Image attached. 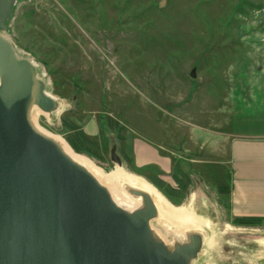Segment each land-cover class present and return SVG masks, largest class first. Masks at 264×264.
Returning <instances> with one entry per match:
<instances>
[{
	"label": "rangeland",
	"instance_id": "374dc122",
	"mask_svg": "<svg viewBox=\"0 0 264 264\" xmlns=\"http://www.w3.org/2000/svg\"><path fill=\"white\" fill-rule=\"evenodd\" d=\"M1 34L57 103L51 114L34 106L32 124L71 149L76 142L81 151L72 150L104 174L119 170L154 186L129 166L131 132L166 146L185 145L196 127L264 136V0H14ZM175 162L179 193L154 187L215 232L191 264H251L262 222L235 224L217 189L203 197L204 182L187 183V163ZM165 237L169 250L185 240Z\"/></svg>",
	"mask_w": 264,
	"mask_h": 264
},
{
	"label": "water",
	"instance_id": "95a60500",
	"mask_svg": "<svg viewBox=\"0 0 264 264\" xmlns=\"http://www.w3.org/2000/svg\"><path fill=\"white\" fill-rule=\"evenodd\" d=\"M14 0H0V264H190L200 239L167 249L153 239L156 211L127 213L108 191L32 124L56 110L33 63L5 30Z\"/></svg>",
	"mask_w": 264,
	"mask_h": 264
},
{
	"label": "crops",
	"instance_id": "0c3cea01",
	"mask_svg": "<svg viewBox=\"0 0 264 264\" xmlns=\"http://www.w3.org/2000/svg\"><path fill=\"white\" fill-rule=\"evenodd\" d=\"M190 134L185 145L180 142L166 146L131 132L129 166L139 175L156 176L173 187L179 179L175 174V160L186 162L189 172H180L191 182L198 179L204 182V188L197 189L202 196L208 190L226 188L227 192H215L214 196L226 204L231 219L261 218L262 224L253 229L264 234V136H233L199 127ZM258 238L262 246L259 253H262L264 235ZM254 257L251 264H264Z\"/></svg>",
	"mask_w": 264,
	"mask_h": 264
},
{
	"label": "bare ground",
	"instance_id": "6f19581e",
	"mask_svg": "<svg viewBox=\"0 0 264 264\" xmlns=\"http://www.w3.org/2000/svg\"><path fill=\"white\" fill-rule=\"evenodd\" d=\"M37 130L46 137L55 141L60 147L61 151L73 163L88 172L99 184L106 188L111 198V201L125 212L132 213L134 211L142 209L144 207L143 197L141 195H138L137 193L147 195L151 200V203L154 205L156 211L155 216L149 221V227L153 235V239L157 242L163 243L167 234L169 237L175 239L176 241L185 238L183 242L176 243V246H182L190 242L191 236H197L200 239V249L196 257L191 260L190 264L198 260L199 254L203 252L206 242L210 239V237L215 234V232L213 234V231L211 229L212 226L206 218L194 214L189 209V206H172L154 186H152L142 178L128 176V174H123L118 169V171L114 173L104 174L89 160L75 153L62 139H59L39 129ZM131 192L135 193L136 196L132 195L133 193ZM154 221L157 222L158 227L162 226L165 228V232L167 233H164L165 236L163 233L156 232L152 229L151 223ZM254 258L260 261L264 260V252L258 253Z\"/></svg>",
	"mask_w": 264,
	"mask_h": 264
},
{
	"label": "trees",
	"instance_id": "16d2710c",
	"mask_svg": "<svg viewBox=\"0 0 264 264\" xmlns=\"http://www.w3.org/2000/svg\"><path fill=\"white\" fill-rule=\"evenodd\" d=\"M66 126H68V128L70 130L75 131L74 127H72L70 125H66ZM120 129H122V127ZM77 136H78V138H79V140L81 142L89 144V145L93 144L92 141L85 135V133L82 130H79L77 132ZM118 139H119V141H123L122 135H119ZM69 144H70V146L72 147V149L75 152L79 153L81 151V148L78 147L76 142L70 141ZM184 178L187 181V183L190 182L188 177H184ZM149 181L155 187H157L160 190H164L169 195H177L179 193V188L172 187L170 184L166 183L165 181L161 180L160 178H158L156 176H151L149 178ZM179 184L181 185V183H179ZM217 191L220 192V193L227 192L226 188H218ZM262 220L263 219L257 218V217H237V218L234 219V222H235V224H237L239 226H244V227H251L252 226V227H255L256 225H260Z\"/></svg>",
	"mask_w": 264,
	"mask_h": 264
}]
</instances>
